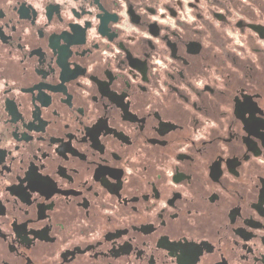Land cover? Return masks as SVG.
<instances>
[{
	"label": "flooded vegetation",
	"instance_id": "flooded-vegetation-1",
	"mask_svg": "<svg viewBox=\"0 0 264 264\" xmlns=\"http://www.w3.org/2000/svg\"><path fill=\"white\" fill-rule=\"evenodd\" d=\"M0 264H264V0H0Z\"/></svg>",
	"mask_w": 264,
	"mask_h": 264
}]
</instances>
